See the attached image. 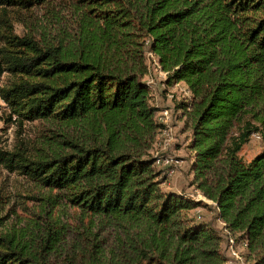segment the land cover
I'll return each instance as SVG.
<instances>
[{
	"label": "trees",
	"instance_id": "16d2710c",
	"mask_svg": "<svg viewBox=\"0 0 264 264\" xmlns=\"http://www.w3.org/2000/svg\"><path fill=\"white\" fill-rule=\"evenodd\" d=\"M49 1L0 0V75L10 76L0 99L19 124L57 127L49 150L20 142L0 149V166L65 194L87 224L65 254L63 227L36 246L0 235V264H224V230L264 264V0H78L70 44L14 33L9 11ZM149 51L163 84L189 92L175 110L188 131L190 183L222 229L189 217L207 204L161 189L166 175L146 152L162 127L143 80ZM253 135L260 149L246 159L239 152ZM96 219L117 226L111 247Z\"/></svg>",
	"mask_w": 264,
	"mask_h": 264
},
{
	"label": "rangeland",
	"instance_id": "374dc122",
	"mask_svg": "<svg viewBox=\"0 0 264 264\" xmlns=\"http://www.w3.org/2000/svg\"><path fill=\"white\" fill-rule=\"evenodd\" d=\"M76 6H80L78 0H51L31 11H9L8 18L13 24L14 33L18 35L26 34L37 39L64 36L68 37L67 42L70 44V40L80 35V17L76 14ZM145 62L147 72L143 80L149 83L150 103L156 108L153 118L162 124L154 132L146 152L155 159V170L166 175V180L160 185L161 189L173 194L181 192L193 201L207 204V207L191 209L189 217L222 229L223 223L217 218V212L212 208L213 203L190 183L192 177L188 172L186 150L188 131L184 128L183 120L178 118L179 110H175L176 103L187 98L189 92L182 82L172 86L163 84L165 73L161 71L155 57L146 53ZM9 77L8 73L2 72L0 84L8 82ZM56 131L55 124L43 120L19 124L14 116L9 118V108L0 99V149L11 150L21 142L29 149L34 146L49 150L46 142L50 140L47 138L56 134ZM62 133L69 138L76 136L77 131L64 129ZM56 138L60 140L61 137ZM53 142L56 143L55 140ZM259 149V139L253 135L239 154L249 159ZM164 160L168 162L163 163ZM96 222L94 231L98 230L99 237L107 247H111L116 235L120 234L117 226L105 219H96ZM86 224L87 218L82 222L78 209L69 204L65 194L43 187L24 175L0 166V235L12 236L22 243L36 246L48 228L56 230L63 227L65 235L59 243L58 253L65 254L71 251L75 242L81 241ZM222 236L221 250L226 258L224 264H252L246 256L244 245L234 242L226 230L222 232Z\"/></svg>",
	"mask_w": 264,
	"mask_h": 264
},
{
	"label": "built area",
	"instance_id": "2783aa9c",
	"mask_svg": "<svg viewBox=\"0 0 264 264\" xmlns=\"http://www.w3.org/2000/svg\"><path fill=\"white\" fill-rule=\"evenodd\" d=\"M147 54L150 55V56H152V57H155L154 54H153L151 51L147 52ZM155 58H156V57H155ZM157 63H158V62H157ZM147 84H148V86H149V83H147ZM149 87H150V86H149ZM156 162H159L158 159H156ZM167 162H168V160H164L163 163H167Z\"/></svg>",
	"mask_w": 264,
	"mask_h": 264
}]
</instances>
